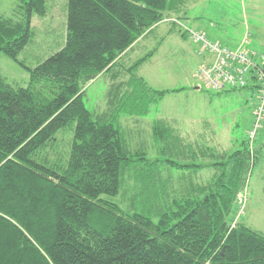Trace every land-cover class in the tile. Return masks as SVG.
<instances>
[{
	"label": "trees",
	"instance_id": "1",
	"mask_svg": "<svg viewBox=\"0 0 264 264\" xmlns=\"http://www.w3.org/2000/svg\"><path fill=\"white\" fill-rule=\"evenodd\" d=\"M191 1L69 0L64 48L33 69L23 65L27 87L0 75V264H264V233L230 222L247 199L261 147L214 151L159 119L151 133L161 158L151 160L130 148L122 129V116L146 117L182 91H157L139 75L157 50L128 67L124 61L159 24L181 21ZM17 2L25 20L0 16V53L19 62L33 38V14L44 17L47 6ZM102 74L112 83L97 114L84 102L85 87ZM159 163L213 173L203 184L190 176L169 202ZM130 180L141 210L112 200ZM157 203L165 206L155 220Z\"/></svg>",
	"mask_w": 264,
	"mask_h": 264
},
{
	"label": "rangeland",
	"instance_id": "2",
	"mask_svg": "<svg viewBox=\"0 0 264 264\" xmlns=\"http://www.w3.org/2000/svg\"><path fill=\"white\" fill-rule=\"evenodd\" d=\"M68 2L69 0H46V15L40 17L33 14V38L19 55V62L0 53V75L9 84L27 87L30 74L24 66L33 69L39 62L64 48L67 39ZM188 7L181 21L173 18L159 24L156 31L143 39L124 61L128 67L157 50L139 69V75L157 91L182 89L180 92L167 94L153 104L146 117L122 116L121 125L130 148L143 151L146 154L144 157L151 160L160 157L151 133L153 123L159 119L168 121L186 142L207 146L214 151L232 152L244 147V143L249 145L248 133L254 123L258 102L255 93L251 89H242L218 94L203 88L197 74L199 68L204 63H210L212 58L200 55L198 44L171 29L173 24L181 29L182 24L204 32L211 40H219L232 49L237 48L248 35L247 49L260 50L264 44V0H193ZM0 16L24 21L26 12L19 8L17 0H0ZM111 81V74H102L85 87L84 102L92 112L99 114L105 111ZM68 140L70 135L65 137L62 148L66 147ZM255 145L261 147L260 159L251 167L248 176L247 199L244 203L239 199L233 208L230 222L241 223L264 233V124ZM158 170L160 172H156V177L158 175L160 183L167 188L165 196L166 201L169 198V202L172 201L171 196L189 182L190 176L203 184L213 173L205 170L191 175L188 171L170 169L169 164L162 163H159ZM134 193L135 183L130 180L126 182L120 196L112 200L127 210L135 203L132 196ZM135 205L138 210L142 209V205ZM159 206L165 205L157 203L152 208L154 212H151V216L155 220L159 218L157 213L162 211ZM170 210L172 209H168ZM154 213L157 215H153Z\"/></svg>",
	"mask_w": 264,
	"mask_h": 264
},
{
	"label": "built area",
	"instance_id": "3",
	"mask_svg": "<svg viewBox=\"0 0 264 264\" xmlns=\"http://www.w3.org/2000/svg\"><path fill=\"white\" fill-rule=\"evenodd\" d=\"M180 25L190 40L199 45V54L212 58L210 63H204L199 68L197 74L203 88L216 93L242 89L255 91L258 102L254 123L248 133V148L253 152L264 124V49L261 52L247 50L248 35L237 48L232 49L211 40L204 32Z\"/></svg>",
	"mask_w": 264,
	"mask_h": 264
},
{
	"label": "crops",
	"instance_id": "4",
	"mask_svg": "<svg viewBox=\"0 0 264 264\" xmlns=\"http://www.w3.org/2000/svg\"><path fill=\"white\" fill-rule=\"evenodd\" d=\"M147 37H148V36H147ZM147 37H145V38H147ZM145 38H144V39H145ZM142 40H143V39H141V40H140V41L134 46V48L131 49V50L128 52V54H129L131 51H133V50L137 47V45H138ZM242 40H243V39H242ZM242 40H241V42H242ZM217 41H218L219 43L223 44V43L220 42L219 40H217ZM241 42H240V43H241ZM240 43H239V45H240ZM223 45H224V44H223ZM260 48H261V49L258 50V51L261 52V51L263 50V48H264V44H262ZM128 54H127V55H128ZM201 64H202V59H201ZM141 67H142V66H141ZM251 91L253 92V94L255 93V91H253V90H251Z\"/></svg>",
	"mask_w": 264,
	"mask_h": 264
}]
</instances>
